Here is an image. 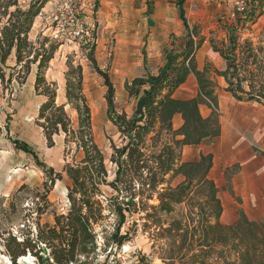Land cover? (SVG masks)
I'll list each match as a JSON object with an SVG mask.
<instances>
[{
    "label": "trees",
    "instance_id": "16d2710c",
    "mask_svg": "<svg viewBox=\"0 0 264 264\" xmlns=\"http://www.w3.org/2000/svg\"><path fill=\"white\" fill-rule=\"evenodd\" d=\"M46 2L0 0V83L6 86L15 80L22 84L34 66L33 89L43 97L35 122L42 129L46 146L52 147L54 136L63 134L64 143H73L82 158L63 166L69 180L66 211L53 213L52 224L35 221L34 232L29 230L24 236L4 229L0 232V252L12 263L29 253L38 264H90L89 258L98 248L96 228L113 213L116 223L110 238L121 246L127 232L119 234L120 227L128 216L139 214L141 231L151 229L157 239L168 242L162 256L167 264H264L263 222L248 219L240 207L232 223L220 221L223 208L219 189L210 176L213 155L200 153L196 159L181 160L184 146H195L221 134L214 78L223 79L224 90L235 101L264 107V25L256 35L252 29L263 14L264 0H241L242 8L234 7L221 39L213 31L205 39L199 24L189 25L184 0H177L178 18L184 28L183 45L180 50H174L171 43L164 48V62L156 73L125 82L128 96L135 98L130 115L116 111L114 87L107 72L97 65L95 45H84L92 68L103 78L107 117L121 139L120 145L111 143L108 163L93 137L81 65L66 61V103L58 104L56 84L45 77L58 44L45 36L34 42L28 39L34 19ZM245 32L249 35L244 37ZM205 40L223 60L222 69L210 62L198 68L196 53ZM142 54L145 63L143 48ZM10 56L14 58L12 65L7 64ZM191 74L197 86L195 95L174 96ZM66 104L76 112L75 125L65 110ZM201 106L209 110L207 115L201 114ZM176 114L182 122L173 128ZM1 135L42 166L47 180L43 183L45 194L39 197L47 206L46 192L62 179L61 172L46 168L31 146L12 138L7 123L0 126ZM254 150L264 154L256 147ZM238 171L237 163L223 168L226 188L231 193V180ZM101 187L111 191L109 198ZM152 200L156 203H150ZM43 212L40 206L35 210L37 216Z\"/></svg>",
    "mask_w": 264,
    "mask_h": 264
},
{
    "label": "rangeland",
    "instance_id": "374dc122",
    "mask_svg": "<svg viewBox=\"0 0 264 264\" xmlns=\"http://www.w3.org/2000/svg\"><path fill=\"white\" fill-rule=\"evenodd\" d=\"M28 1V0H26ZM238 0H233L227 9H223L219 16L205 17L204 23L199 24L200 31L205 39L209 38L210 31L217 38H224L226 35L223 26L232 18V11ZM262 23L254 24L253 35H256ZM94 52L93 56L98 67L106 71L114 87V106L117 112H125L130 115L135 106V98L128 96L125 90V82L130 81L136 76L146 73H156L161 64L154 61L142 63V49L140 46L132 47L130 55H124V47L121 41V33L113 32L108 42H101V30L97 28L94 31ZM249 35L247 32L243 36ZM105 36V35H104ZM184 31H175L170 35V43L174 50H180L184 42ZM99 38V39H98ZM53 43L58 44L53 58L49 62V68L45 73L47 81L56 84V103L65 101L64 98V72L67 70L66 61L70 60L73 65L80 64L83 75V92L87 98L88 106L91 112L92 133L96 144L102 150L106 157V162L111 153V143L121 144V139L116 127L110 122L106 113V104L104 94L106 87L103 84V78L94 71L91 62L87 58L86 48L72 42H64L58 38H50ZM170 43L168 46H170ZM199 51V52H198ZM199 57H203L204 64L212 63L216 67L217 56H209L211 49L208 41L203 42V46L198 49ZM131 60H129V59ZM222 60V59H221ZM8 65L13 62L8 61ZM35 76V67H32L31 76L28 74L24 83L18 84L13 80L6 86L0 83V126L3 128L7 123L9 134L14 139H19L33 148L37 154L38 161L47 167H52L55 171L61 172L62 179L56 180L49 191L46 192L48 205L41 202L39 195L45 194L43 183L47 176L42 166L36 164L34 158L21 150L7 140L4 135L0 136V232L4 229L11 230L18 236H24L29 230L34 232L35 221L40 224L53 223V213H63L68 208L66 197L67 185L69 180L62 171L66 163L75 164L82 158V152L77 151L73 143L65 144L64 135L54 136V145L50 148L46 146V141L42 129L36 124L35 118L43 98L35 94L31 80ZM216 83V96L221 112L220 120L226 125L223 129L221 139L225 141L241 142L235 145L240 149L246 142V128L248 114L255 109V105L246 102L235 101L229 93L224 90V81L222 78H214ZM196 81L187 79L179 88L181 95L187 94L194 96L196 93ZM65 110L71 119L73 125L76 123V112L66 106ZM201 114L207 115L209 110L205 106L200 107ZM258 124V123H257ZM238 131V132H237ZM236 132V133H235ZM257 148V147H256ZM196 149V148H195ZM256 154H261L254 150ZM258 149V148H257ZM259 150V149H258ZM260 151V150H259ZM243 155V154H238ZM243 157V156H242ZM264 165V157L261 159ZM239 165V171L232 177V182L236 186H241L242 175L239 172L248 169L250 163L240 161L234 162ZM233 164V163H232ZM111 165L108 164V168ZM220 169L211 170V177L219 189L218 196L222 204L221 218L225 223L233 222V216L236 214L237 205L240 203V192L232 190V193L226 188V181L223 176L222 164ZM243 168V169H242ZM222 169V170H221ZM264 172H255L253 184L261 187L259 177ZM231 182V187H232ZM21 187V188H20ZM23 187V188H22ZM20 190L18 191V189ZM104 196L109 198L111 191L108 188L101 187ZM150 203L155 204L152 200ZM44 205V206H43ZM43 207L44 212L37 216L36 208ZM107 213V211H105ZM139 214H133L126 218V222L120 227L119 234L127 232L126 239L121 246H117L110 235L116 223V217L112 213L102 222V226L97 227L99 231L96 242L98 248L96 254L89 258L90 264H125L129 257L137 256V264H167L163 261V249H166L168 242L157 239L154 232L148 229L141 231V221L138 220ZM24 225V226H23ZM101 229L104 231L100 232ZM167 243V244H166ZM2 244H0V249ZM129 256V257H128ZM0 264H38L36 259L29 253L26 257H20L15 263H12L8 257L0 252ZM172 264H179L174 261Z\"/></svg>",
    "mask_w": 264,
    "mask_h": 264
},
{
    "label": "crops",
    "instance_id": "0c3cea01",
    "mask_svg": "<svg viewBox=\"0 0 264 264\" xmlns=\"http://www.w3.org/2000/svg\"><path fill=\"white\" fill-rule=\"evenodd\" d=\"M176 1L177 0H97L95 22L97 28L101 30V42H108L113 32H119L122 34L123 54L126 55V57L130 55L132 47L140 46V48H143L145 51V62L154 61L157 63L160 61L159 63L162 65L164 62V48L170 43L171 33H175V31L178 30L184 31L183 25L178 18ZM232 1L233 0H184L183 8L187 22L189 25L204 23L205 17L219 16L221 11L227 9ZM47 7L48 5L46 3L42 9H46ZM259 22L262 23V26L264 25V10L255 24ZM41 26L42 23L36 17L28 34V39L30 41L34 42L36 39L43 37ZM198 52L196 53V62L198 68L201 69L204 62L203 57H199ZM209 56H217L216 59L218 61L216 68H223V60H221L216 53L211 51ZM143 59L144 55H142V63ZM8 61L13 62V56H10ZM31 73L32 68L29 73L30 76ZM189 78L195 80L192 74L189 75L187 79ZM31 83L33 87L34 79L31 80ZM181 86L179 88H181ZM179 88L174 93V96L177 98H188L192 96L187 94L181 95L179 93ZM65 103L66 100L60 104ZM251 104L256 107L246 118L249 123L246 128L248 138L240 149L236 148L235 145L241 142L231 140L225 141L221 139L223 129L226 128V125L220 120L221 134L216 138L203 140L200 144L195 146H184L182 148L181 160L189 161L196 159L200 153H211L213 155V166L211 170L215 168L216 170L220 169V164H222L223 169L237 161L242 162V164L250 163V166L248 169L244 170V173L243 170L239 172V175L243 176L241 186H236L235 183L231 181L232 190L240 192V203L237 205V208H242L248 219L264 223V174L261 175L262 177H259L261 187L253 184L255 179L254 171L259 172L261 169V171L264 172V165L261 164V159L264 155L256 154L251 149V146H253L264 151V107L255 103ZM66 106L68 105L66 104L65 107ZM181 122L180 115H174L172 119L173 128L179 127ZM238 154H243V157ZM212 179L215 181L213 177ZM221 216L220 221L227 224L223 221ZM233 219H236V214H234Z\"/></svg>",
    "mask_w": 264,
    "mask_h": 264
},
{
    "label": "built area",
    "instance_id": "2783aa9c",
    "mask_svg": "<svg viewBox=\"0 0 264 264\" xmlns=\"http://www.w3.org/2000/svg\"><path fill=\"white\" fill-rule=\"evenodd\" d=\"M46 3L48 7L41 9L36 16L42 23L43 37H54L80 46L94 42L97 0H47ZM236 6L242 8L241 0ZM138 260L133 255L125 264H137Z\"/></svg>",
    "mask_w": 264,
    "mask_h": 264
},
{
    "label": "bare ground",
    "instance_id": "6f19581e",
    "mask_svg": "<svg viewBox=\"0 0 264 264\" xmlns=\"http://www.w3.org/2000/svg\"><path fill=\"white\" fill-rule=\"evenodd\" d=\"M23 257H26V256H23Z\"/></svg>",
    "mask_w": 264,
    "mask_h": 264
}]
</instances>
